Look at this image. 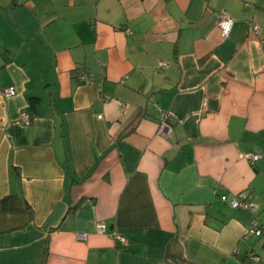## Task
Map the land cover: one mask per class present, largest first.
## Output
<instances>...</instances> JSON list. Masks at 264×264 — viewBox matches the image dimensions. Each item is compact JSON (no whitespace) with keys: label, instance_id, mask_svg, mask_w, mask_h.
Segmentation results:
<instances>
[{"label":"crops","instance_id":"1","mask_svg":"<svg viewBox=\"0 0 264 264\" xmlns=\"http://www.w3.org/2000/svg\"><path fill=\"white\" fill-rule=\"evenodd\" d=\"M243 191L264 226V0H0V264H264Z\"/></svg>","mask_w":264,"mask_h":264},{"label":"built area","instance_id":"2","mask_svg":"<svg viewBox=\"0 0 264 264\" xmlns=\"http://www.w3.org/2000/svg\"><path fill=\"white\" fill-rule=\"evenodd\" d=\"M217 24L221 30L222 36L227 37L228 34L230 33L231 29H232L233 19L226 12H220L218 15ZM127 32H129V30H127ZM157 66L159 68L165 69V68L169 67V62L158 61ZM78 78L83 79V80L93 79L92 76H89L87 74H81V75H79ZM1 92H2L3 96H5V97L13 96L16 93L15 88L12 85L4 87L1 90ZM172 121L173 120H171L170 115L167 112L163 111L161 114V117H160L158 131L159 132H164V131L170 132L172 129ZM19 122H21L22 124H24L26 126L30 124V115L26 109L21 110L20 116H19ZM259 156H260V154H258V153H248L245 155V158L249 162L253 163L259 158ZM220 199L222 202L228 203L229 206L233 209L246 210V211L251 212L253 214V217L251 219L249 232L251 234L256 235V236H261L262 234H264V226L260 225V223L258 222V217L256 215V213L258 211V206L255 205V203L252 202L248 198L247 192H245V191L239 192L238 194H236L235 196H233L231 198H229L226 194H222L220 196ZM96 231L100 234L109 233L106 225L103 223H100L97 225ZM113 237L115 239L119 240L124 246H126L128 244V241L121 235H116L113 233ZM77 238L79 240H85L87 238V234L78 233ZM254 259L256 261L259 260V258L257 256H255Z\"/></svg>","mask_w":264,"mask_h":264},{"label":"trees","instance_id":"3","mask_svg":"<svg viewBox=\"0 0 264 264\" xmlns=\"http://www.w3.org/2000/svg\"><path fill=\"white\" fill-rule=\"evenodd\" d=\"M32 104L36 102L35 98H31ZM168 259L172 262H176L177 264H192L191 262L187 261L183 256L181 252V248L177 242H172L167 249V255Z\"/></svg>","mask_w":264,"mask_h":264},{"label":"rangeland","instance_id":"4","mask_svg":"<svg viewBox=\"0 0 264 264\" xmlns=\"http://www.w3.org/2000/svg\"><path fill=\"white\" fill-rule=\"evenodd\" d=\"M255 205L258 206V204H256V203H255ZM258 211H259V206H258ZM260 212H264V210H261V209H260ZM253 264H254V263H253Z\"/></svg>","mask_w":264,"mask_h":264}]
</instances>
